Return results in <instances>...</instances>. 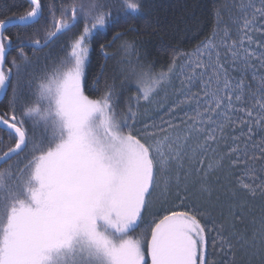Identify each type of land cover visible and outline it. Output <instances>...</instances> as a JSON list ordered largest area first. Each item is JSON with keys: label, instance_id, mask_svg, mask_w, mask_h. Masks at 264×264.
<instances>
[{"label": "snow or ice", "instance_id": "1", "mask_svg": "<svg viewBox=\"0 0 264 264\" xmlns=\"http://www.w3.org/2000/svg\"><path fill=\"white\" fill-rule=\"evenodd\" d=\"M240 9L239 38L221 40L239 78L221 62L213 37L189 54L178 74L175 55L166 70L135 72L137 94L119 111L114 87L105 82L100 90L103 66L92 81L96 98L85 94L89 45L113 20L138 19L141 0H62L58 14L49 5L47 16L42 0H30L23 15L0 19L5 95L13 69L19 76L20 63L28 60L25 47L42 49L83 24L68 54L42 75L30 98L13 87L8 111L0 114V133L8 140L0 139V264H213L210 229L200 219L210 213L203 203H190L189 185L198 184L201 196L211 200L208 177L224 171L233 197L224 207L233 219L244 218L246 201L236 202L238 193L264 199V0H242ZM11 28L17 29L15 41ZM121 38L118 32L113 40ZM99 47L107 56L105 44ZM13 50L20 63L13 57L7 66ZM249 74L258 81L255 87ZM174 76L180 86L169 103ZM153 104L165 109L167 120L141 119ZM29 122L43 128L39 143L30 140ZM220 145H226L223 152L217 151ZM173 182V204L183 210L162 206L147 226L149 235L134 237L153 193L159 190L166 202ZM213 223L220 242L213 238L211 246L231 257L226 264H235L224 224ZM258 232L260 244L255 235L251 243L244 236L239 240L249 264L257 257L264 264V216Z\"/></svg>", "mask_w": 264, "mask_h": 264}, {"label": "trees", "instance_id": "2", "mask_svg": "<svg viewBox=\"0 0 264 264\" xmlns=\"http://www.w3.org/2000/svg\"><path fill=\"white\" fill-rule=\"evenodd\" d=\"M231 0H141L142 13L140 17L131 22H124L123 19L119 23L115 20L110 25L99 30L94 34L90 47L89 62L86 68L88 87L85 89V94L90 98H96L92 91V81L95 75L101 71L103 66V76L100 80V90L102 91L105 82L114 87L115 93L118 97L119 110H123L125 102L129 97L137 94L135 83V72L143 68H151L154 72L166 70L168 65L172 62L173 56H176L177 70L178 58L181 53L188 54L195 51L199 45L208 41L215 33L221 17L225 16L226 3ZM62 0H42L45 6V16H47V9L52 5L58 9ZM68 3L70 0H63ZM30 7L28 0H0V19L5 17H18L23 15ZM117 16V12L113 9V17ZM83 24H79L76 28L61 35L59 39H55L39 50L26 47L24 49L27 62L20 63L19 53L12 51L8 57V65L13 57H17V62L20 63L21 71L19 76L16 69L12 71L11 84L7 89V95L0 100V114L8 111V101L12 97V89L16 87L19 94L29 99L31 91H34L35 84L47 71L50 72L59 60L68 54L70 50L71 40L82 30ZM17 29L11 28L8 32L15 41V33ZM122 34L121 39L113 40V36L117 33ZM31 34V29L28 30ZM43 32L41 31V36ZM113 42L111 43V41ZM127 42V44H126ZM103 43L106 48L107 56L100 51L99 45ZM111 43V44H109ZM131 45L128 47L127 45ZM230 64H226L228 69ZM264 72V69L260 70ZM232 74V72H230ZM236 78H239L241 73L239 67L234 73ZM260 73H257L259 77ZM249 83L253 87L258 81H252L251 75L248 76ZM17 114L19 115V109ZM29 129L30 140L39 143L44 135L42 126L33 127L29 122L27 125ZM239 129L237 128V132ZM0 139H3L5 144L8 143L7 137L0 133ZM229 144L231 141L228 142ZM226 145H220L218 152H223ZM27 153L20 157V167H24L27 160L24 158ZM183 175V174H182ZM208 181L212 186L211 200H206L199 192L198 184L189 185V201L194 205L204 204V207L210 213V217L201 216L202 222L206 223L209 231V259L213 264H226L231 257L225 255V252L220 251L219 248L211 246V240L217 238L216 229L218 224L213 221H218L224 224L225 230L222 233L226 238H230L232 242L231 252L234 254L235 264H249V255L246 254L243 247H241L239 240L241 236L247 238L248 242H252L255 235L257 244H260L261 238L258 232L259 222L264 216V199L256 197L255 199L246 196L243 193H238L234 198L236 202H245L246 206L243 209V219H233L227 215V208L224 207L226 202L233 200L232 193L229 190V181L226 179L224 171L216 172L208 177ZM155 196V195H154ZM219 197V200H217ZM174 197H167V201H161L154 204L144 213V220L141 222L135 232L132 233L134 237H145L149 235L147 226L153 221L154 213L158 212L162 206H171L183 210L179 202L173 204ZM179 205V207H178ZM235 225L233 229L231 226ZM235 232L236 235H232ZM227 251V249H225ZM252 264H259V258L252 259Z\"/></svg>", "mask_w": 264, "mask_h": 264}, {"label": "rangeland", "instance_id": "3", "mask_svg": "<svg viewBox=\"0 0 264 264\" xmlns=\"http://www.w3.org/2000/svg\"><path fill=\"white\" fill-rule=\"evenodd\" d=\"M242 0H231L229 3H226V13L224 17H221L219 20V24L217 26V29L214 31L215 33L211 36V38L215 37V44L217 45L218 51L220 53V60L222 63H224L225 67L226 64H230L228 70L232 72V76L236 77L234 75L235 70H233V66L231 63V57L227 54V49L221 45V40H225L228 44L232 43L233 39H238L240 35V26L243 23V15L240 9V4ZM244 3L247 2V0H243ZM227 34V35H226ZM258 35V34H257ZM210 38V39H211ZM196 51V50H195ZM195 51H192L188 54L181 53L178 58V66L187 63V60L189 58V54L194 53ZM206 59V58H205ZM179 73V69L177 71V74ZM180 86L179 79L177 76L173 77V85L172 88L167 89L168 92V102L170 103L174 97L172 96V89L176 88L178 89ZM196 89L194 88L193 91ZM164 96V93L161 92L160 97L162 98ZM147 115L142 116V120H147L150 124L152 122H155L157 124L161 123V118L163 117L164 120L168 119V116L165 113L164 108L157 109L156 105H147ZM166 107V106H165ZM145 111V105L142 104L141 112L143 113ZM167 127V125H164ZM218 151V150H217ZM208 156L211 158L213 154L211 152L208 153ZM185 166L189 167L187 161L185 162ZM183 172L181 171V176ZM175 182H173V187L170 189V192L173 193L172 195H169V197H174L175 193ZM155 195V196H154ZM152 207H154V204L160 203L161 201H164V199L161 197L159 190L153 193L152 196ZM180 205V204H179ZM178 205V207H179ZM151 210V207H150ZM152 223V222H151Z\"/></svg>", "mask_w": 264, "mask_h": 264}, {"label": "water", "instance_id": "4", "mask_svg": "<svg viewBox=\"0 0 264 264\" xmlns=\"http://www.w3.org/2000/svg\"><path fill=\"white\" fill-rule=\"evenodd\" d=\"M28 1L30 2V0H28ZM30 47L36 49L35 46H30ZM3 95H4V93H0V100L4 97Z\"/></svg>", "mask_w": 264, "mask_h": 264}, {"label": "bare ground", "instance_id": "5", "mask_svg": "<svg viewBox=\"0 0 264 264\" xmlns=\"http://www.w3.org/2000/svg\"><path fill=\"white\" fill-rule=\"evenodd\" d=\"M54 40H55V39H54ZM54 40H53V41H54ZM51 42H52V41H51ZM51 42H50V43H51ZM112 42H113V40L111 41V43H112ZM109 44H110V43H109Z\"/></svg>", "mask_w": 264, "mask_h": 264}, {"label": "flooded vegetation", "instance_id": "6", "mask_svg": "<svg viewBox=\"0 0 264 264\" xmlns=\"http://www.w3.org/2000/svg\"><path fill=\"white\" fill-rule=\"evenodd\" d=\"M0 166H2V165H0Z\"/></svg>", "mask_w": 264, "mask_h": 264}]
</instances>
